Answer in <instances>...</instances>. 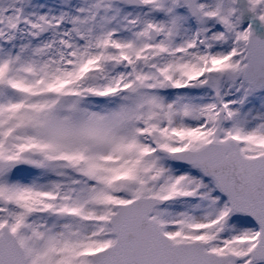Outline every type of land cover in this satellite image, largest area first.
Here are the masks:
<instances>
[{"label":"snow or ice","instance_id":"1","mask_svg":"<svg viewBox=\"0 0 264 264\" xmlns=\"http://www.w3.org/2000/svg\"><path fill=\"white\" fill-rule=\"evenodd\" d=\"M0 264H264V0H0Z\"/></svg>","mask_w":264,"mask_h":264},{"label":"rangeland","instance_id":"2","mask_svg":"<svg viewBox=\"0 0 264 264\" xmlns=\"http://www.w3.org/2000/svg\"><path fill=\"white\" fill-rule=\"evenodd\" d=\"M49 3L54 2V0H48Z\"/></svg>","mask_w":264,"mask_h":264}]
</instances>
